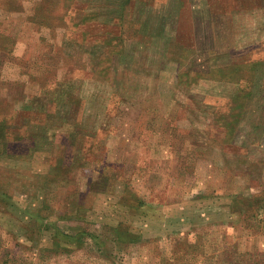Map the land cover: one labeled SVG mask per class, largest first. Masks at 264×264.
<instances>
[{"label": "rangeland", "instance_id": "rangeland-1", "mask_svg": "<svg viewBox=\"0 0 264 264\" xmlns=\"http://www.w3.org/2000/svg\"><path fill=\"white\" fill-rule=\"evenodd\" d=\"M0 264H264V0H0Z\"/></svg>", "mask_w": 264, "mask_h": 264}]
</instances>
